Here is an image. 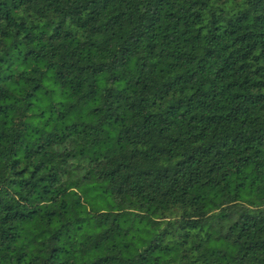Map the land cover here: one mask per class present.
<instances>
[{"label": "trees", "instance_id": "trees-1", "mask_svg": "<svg viewBox=\"0 0 264 264\" xmlns=\"http://www.w3.org/2000/svg\"><path fill=\"white\" fill-rule=\"evenodd\" d=\"M0 264H264V0H0Z\"/></svg>", "mask_w": 264, "mask_h": 264}]
</instances>
